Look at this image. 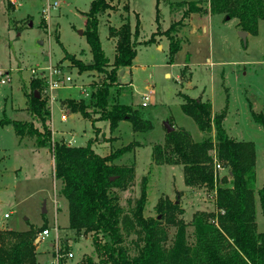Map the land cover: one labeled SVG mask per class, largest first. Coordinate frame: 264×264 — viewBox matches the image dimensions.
I'll return each instance as SVG.
<instances>
[{"label": "rangeland", "instance_id": "1", "mask_svg": "<svg viewBox=\"0 0 264 264\" xmlns=\"http://www.w3.org/2000/svg\"><path fill=\"white\" fill-rule=\"evenodd\" d=\"M55 1L57 7L53 5ZM91 1L0 0V121L6 117L29 121L43 130L41 120L25 108V91H29L32 77L45 73L47 68L60 69L63 77L72 76L70 84L54 94L46 91V87L43 90L49 97L47 106L52 112L51 120L47 122L52 138H64L77 146H85L92 139L101 156L132 144V151L116 161L119 165L132 167L135 174L127 189H113L118 193L122 207L127 213L131 212L145 185L147 216L156 217L155 206L160 198L167 197L179 202L185 211L184 220L190 223L198 211L211 213L217 210L215 194L205 188L186 186L182 165H157L151 155L154 146L166 140L165 121L168 120L175 128H185L196 141L209 136L215 138L214 131L204 134L196 121L183 112L181 94L210 99L215 113L227 109L224 127L229 136L237 141L254 143L255 186L261 189L264 185V126L252 118L250 107L252 105L257 113H264V21L259 23L257 36L250 34L244 44L236 19H228L223 14H215L209 19L201 14H190L184 18V26L180 29L183 49L175 58L176 65L172 66L168 64L169 40L162 32L173 20L182 18L184 8L180 7V2L205 0H159V31L155 19L156 0H108L113 8L100 18L99 37L110 62L115 56V47L108 37L109 25L118 27L122 23V16L127 15L125 5L131 6L132 30L137 24L136 13L141 20L140 42L148 40L154 31H158L156 41L158 38L164 40V50L158 48V42L139 44L133 66L125 68L124 74L120 70L116 81H111L109 86L111 102L115 99L132 106L151 123V130L136 133L127 120L120 122L116 130H111L108 121L99 120L98 110L88 107L91 116L88 120L79 112L73 113L66 103L72 99L89 104L90 97L85 95V90L91 92L105 83L110 70V66H104L102 71L79 73L71 60L66 59V54H71L85 64L93 61L87 38L81 34L86 29V13ZM46 23L48 28H45ZM204 25L208 27L207 36L198 39ZM193 27L197 28L195 32L191 31ZM186 66V73L181 75ZM148 88L154 94L149 105L143 106V95L148 93ZM63 114L68 117L66 121L61 118ZM220 164V177L229 176V168ZM53 165L48 147L39 146L34 137L20 139L11 125H0V230L48 228L50 237L41 240V246L37 243L39 264L54 263L56 249L49 244L54 243L56 237L61 252L68 248L74 254L71 259L62 258V264H83L88 255L99 262L92 237L79 236L69 227L68 202L60 193L62 185L54 176ZM256 205L258 230L263 232L264 214L257 196ZM174 231L171 229V236ZM192 232L193 228L189 227L188 234ZM46 257L47 261H44Z\"/></svg>", "mask_w": 264, "mask_h": 264}, {"label": "trees", "instance_id": "2", "mask_svg": "<svg viewBox=\"0 0 264 264\" xmlns=\"http://www.w3.org/2000/svg\"><path fill=\"white\" fill-rule=\"evenodd\" d=\"M156 2L155 19L159 31L160 2ZM90 4L83 34L93 61L85 64L71 54H66V59L71 60L79 73L102 71L104 66H110L108 81L91 88L89 104L72 99L66 103L73 113L79 112L88 120L91 119L88 107L98 110L99 120L108 121L111 130H116L120 122L127 120L132 123L134 132L149 131L152 125L141 112L115 99L111 102L109 86L116 81L121 69L133 66L139 44L156 42L158 31L140 42L138 13L134 30L128 16L123 15L119 27L109 25V38L115 40V56L110 62L102 48L99 25L100 18L113 6L108 0H92ZM179 5L184 8L182 18L173 20L170 27L162 32L169 40L170 65L182 48L178 33L184 26V18L190 14H223L236 19L239 30L255 36L259 23L264 21V0H205L180 2ZM125 8L129 13V5ZM45 28H48L47 23ZM56 39L60 42L58 35ZM186 70L187 66L181 75ZM45 87V81L36 76L31 79L29 91H25V108L41 120L43 130L32 122L7 117L0 121V125L13 126L20 139L34 137L39 146L48 147L51 151L54 176L61 182L60 193L68 202L69 227L79 236L92 237L94 252L99 258L97 262L88 255L83 264H264V230L259 232L256 221V196L264 214V185L259 190L255 186V145L229 136L224 127L227 109L215 113L209 99L181 94L183 112L196 121L204 134L214 131L215 138L209 136L196 141L189 131L179 127L166 134L164 143L153 148L151 156L157 165H182L186 186L205 188L215 194L217 210L211 213L198 211L187 223L183 218L184 208L178 201L173 202L167 197L160 198L155 206L156 217L147 216L148 191L145 185L134 209L127 213L113 189L122 187L125 190L135 179L132 167L116 163L126 152L132 151V144L101 156L96 152L92 139L85 146L73 145L64 138L53 139L47 125L52 112L47 106L49 97L43 91ZM250 108L252 118L264 126V113L255 112L252 105ZM215 158L229 168V176L220 177V172L215 171ZM189 227L193 228L192 234H188ZM45 229L43 226L42 229L23 231L0 230V264H39L36 239ZM171 229H175L172 236ZM67 252L68 248L62 253Z\"/></svg>", "mask_w": 264, "mask_h": 264}, {"label": "built area", "instance_id": "3", "mask_svg": "<svg viewBox=\"0 0 264 264\" xmlns=\"http://www.w3.org/2000/svg\"><path fill=\"white\" fill-rule=\"evenodd\" d=\"M55 7L58 6V2L55 1L54 4H53ZM45 73H39L37 75V77H40L42 78L45 83H46V91L54 94V91L62 88V87H65V85L67 84H70V82L72 81V76H65L63 77V73L60 69H57L55 67H51V68H47V70H44ZM7 79H3L2 81L3 82H7L6 81ZM80 89H82V87L80 86L79 87ZM92 92V91H91ZM91 92L85 90V95L88 97L91 96ZM154 94V91L151 89L148 88V93L143 95V101H142V105L143 106H148L150 101H151V96ZM53 100H54V97H53ZM62 120L63 121H66L68 119V117L63 114L61 116ZM222 169V166L220 164V162H218L217 158H215V171H220ZM8 216V214H6V217ZM50 230L47 228L45 230H43L42 232H40L38 234V237L36 239V244L40 243L41 240H45L46 238L50 237ZM57 239L55 240L54 243H50L49 245L52 246V249H56V253H57V256L54 258V263H50V264H62L61 260L62 258H66L67 259H71L74 257V254L72 251H68L67 253H62L60 249V246L58 245L59 244V238L56 237ZM37 244V245H38ZM40 245V244H39ZM38 245V246H39ZM41 246V245H40ZM61 258V259H60ZM60 260V262H59Z\"/></svg>", "mask_w": 264, "mask_h": 264}, {"label": "crops", "instance_id": "4", "mask_svg": "<svg viewBox=\"0 0 264 264\" xmlns=\"http://www.w3.org/2000/svg\"><path fill=\"white\" fill-rule=\"evenodd\" d=\"M130 5V4H129ZM130 10H131V6H130ZM137 14V13H136ZM127 16H128V19H129V17H130V12L129 13H127ZM208 16V17H207ZM211 16H213L212 14H206L205 15V19H209ZM191 18V20H193L194 18H193V16H191L190 17ZM207 21V20H206ZM120 26V25H119ZM118 26V27H119ZM168 29V28H167ZM166 30V29H165ZM197 30V28L196 27H193L192 28V32H195ZM207 30H208V27L207 26H205L204 25V27H203V29H202V33L200 34V35H198L197 37H198V39H204L207 35ZM83 32V31H82ZM182 34V33H181ZM181 34H180V30H179V33H178V36L180 37V38H182V36H181ZM250 35V34H249ZM248 35V36H249ZM210 36V35H209ZM108 37H109V35H108ZM140 37V36H139ZM111 40H112V44H113V47H115V40L114 39H112V38H110ZM149 39V38H148ZM145 40H147V39H144L143 41H145ZM160 40V38H158L157 39V41L154 43V44H156L157 42V46H158V48L159 49H161V50H164V45H163V42H164V40H161V41H159ZM160 42V43H159ZM183 45V44H182ZM168 49H169V46H168ZM182 49L183 48H181V50L178 52L179 54H181L180 52L182 51ZM204 50H205V47L203 48ZM198 51V50H197ZM178 56V55H177ZM109 58V57H108ZM170 65V64H169ZM173 65H176V63H173L172 64V66ZM124 71H125V69H124ZM168 74V73H167ZM170 75V74H169ZM204 100V99H203ZM207 100V99H206ZM210 100V99H209ZM212 103V102H211ZM213 111H214V107H213ZM55 167V164L53 165V168ZM72 241V240H71ZM73 243H74V241H72ZM47 257H48V255H47ZM47 257H46V260L44 259V261H47ZM43 261V262H44ZM49 262H47V263H45V264H48Z\"/></svg>", "mask_w": 264, "mask_h": 264}, {"label": "water", "instance_id": "5", "mask_svg": "<svg viewBox=\"0 0 264 264\" xmlns=\"http://www.w3.org/2000/svg\"><path fill=\"white\" fill-rule=\"evenodd\" d=\"M228 19H230L229 17H228ZM31 26L33 25L32 23L30 24ZM81 34H83V32L81 31ZM239 34H241V38H242V40H243V42H244V44H246L247 43V40H248V32L247 31H244V30H240L239 31ZM125 72H124V69H121V74H124ZM38 96H39V94H37ZM165 127H166V132L167 133H171V132H173L174 131V129H175V127H173L171 124H170V122H168V121H165ZM114 178H112V180H113Z\"/></svg>", "mask_w": 264, "mask_h": 264}]
</instances>
